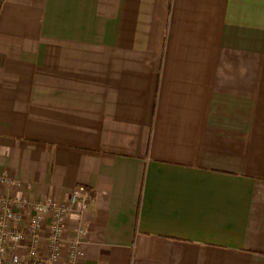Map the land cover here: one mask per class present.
<instances>
[{
	"label": "crops",
	"instance_id": "crops-1",
	"mask_svg": "<svg viewBox=\"0 0 264 264\" xmlns=\"http://www.w3.org/2000/svg\"><path fill=\"white\" fill-rule=\"evenodd\" d=\"M2 174L76 264H264V0H4Z\"/></svg>",
	"mask_w": 264,
	"mask_h": 264
},
{
	"label": "built area",
	"instance_id": "built-area-1",
	"mask_svg": "<svg viewBox=\"0 0 264 264\" xmlns=\"http://www.w3.org/2000/svg\"><path fill=\"white\" fill-rule=\"evenodd\" d=\"M0 186L27 187L6 174L0 176ZM92 199L93 190L83 185L73 188L66 201H34L0 192V264H76L87 235L82 217ZM73 214L79 223L70 235L67 225Z\"/></svg>",
	"mask_w": 264,
	"mask_h": 264
},
{
	"label": "trees",
	"instance_id": "trees-1",
	"mask_svg": "<svg viewBox=\"0 0 264 264\" xmlns=\"http://www.w3.org/2000/svg\"><path fill=\"white\" fill-rule=\"evenodd\" d=\"M3 2H4V0H0V9L2 7Z\"/></svg>",
	"mask_w": 264,
	"mask_h": 264
}]
</instances>
